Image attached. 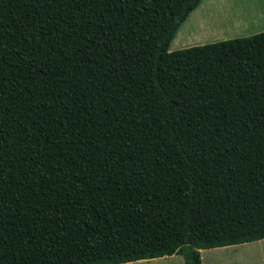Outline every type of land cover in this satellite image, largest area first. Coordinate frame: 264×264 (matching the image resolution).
<instances>
[{
  "label": "trees",
  "instance_id": "16d2710c",
  "mask_svg": "<svg viewBox=\"0 0 264 264\" xmlns=\"http://www.w3.org/2000/svg\"><path fill=\"white\" fill-rule=\"evenodd\" d=\"M200 1L0 0V264L264 240V32L169 52Z\"/></svg>",
  "mask_w": 264,
  "mask_h": 264
},
{
  "label": "crops",
  "instance_id": "0c3cea01",
  "mask_svg": "<svg viewBox=\"0 0 264 264\" xmlns=\"http://www.w3.org/2000/svg\"><path fill=\"white\" fill-rule=\"evenodd\" d=\"M264 32V0H201L198 6L189 14L178 28L170 45L169 52L201 46L220 41L243 38ZM241 245V244H240ZM247 248H262L264 240L245 243ZM243 245V246H244ZM238 246H227L210 250L213 264L227 261L229 255L244 253L242 257H251L259 251H236ZM202 264L204 259L202 252ZM125 264H184L179 255L138 260Z\"/></svg>",
  "mask_w": 264,
  "mask_h": 264
},
{
  "label": "rangeland",
  "instance_id": "374dc122",
  "mask_svg": "<svg viewBox=\"0 0 264 264\" xmlns=\"http://www.w3.org/2000/svg\"><path fill=\"white\" fill-rule=\"evenodd\" d=\"M244 244H241V245H236L238 248L236 251H243V250H247V251H252V252H255V251H259V253L255 252L256 255L254 256H251V257H242V255H244V253H249V252H244V253H240V254H234L232 252V250L230 252H225L226 254L229 255V259L227 261H223V262H220L219 264H264V247L262 248H259L257 249L256 248H247L245 247V245L243 246ZM212 250V249H210ZM210 250H204L202 252V256H203V259H204V264H213L212 262V255ZM202 260V258H201Z\"/></svg>",
  "mask_w": 264,
  "mask_h": 264
}]
</instances>
